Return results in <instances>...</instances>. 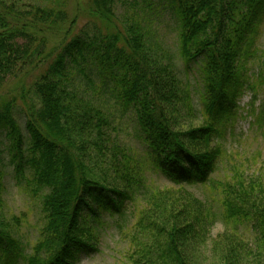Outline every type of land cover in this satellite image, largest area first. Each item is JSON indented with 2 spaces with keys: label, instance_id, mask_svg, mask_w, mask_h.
<instances>
[{
  "label": "trees",
  "instance_id": "16d2710c",
  "mask_svg": "<svg viewBox=\"0 0 264 264\" xmlns=\"http://www.w3.org/2000/svg\"><path fill=\"white\" fill-rule=\"evenodd\" d=\"M61 2L0 0V86L27 68L42 69L21 90L22 104L14 96L0 103V264H76L97 250L104 215L126 241V264H264V169L247 173L239 164L222 181L211 177L229 162L223 142L238 117L237 99L251 89L253 103L264 85V0L145 1L171 13L176 54L198 75L196 103L174 53L137 17L122 33L83 28L49 48L77 24ZM114 5L91 0L87 11L111 24ZM96 96L131 112L149 164L171 186L148 187L141 161L113 136L115 113ZM259 115L264 125V110ZM4 156L37 203L31 245L21 232L24 215L5 210ZM196 184L210 185L219 212L190 191ZM137 194L145 202L127 225L126 204ZM245 225L253 239L243 236Z\"/></svg>",
  "mask_w": 264,
  "mask_h": 264
},
{
  "label": "rangeland",
  "instance_id": "374dc122",
  "mask_svg": "<svg viewBox=\"0 0 264 264\" xmlns=\"http://www.w3.org/2000/svg\"><path fill=\"white\" fill-rule=\"evenodd\" d=\"M7 3L13 2H23L25 4L36 3L43 4L44 2H49V0H5ZM63 4L62 9L66 10L69 17H76V25L66 33V35L61 34V36L55 37V39H50L48 46L49 48L56 47L64 40H67L72 35H75L81 29L85 28L87 33L94 31H121L126 25L129 19L142 20L143 25L150 31L151 39H158L163 44L164 48H168L171 53H174L175 60L172 63L176 66V72L180 74L181 79L184 83H187L188 89L191 91V96L193 102L196 103L198 100L197 90H199V85L197 84V73L195 72V66L191 71L186 72L183 63H181L178 55L176 54V44L177 36L175 30V22L172 19L171 13L166 10L155 9L151 10L146 8V0H115V5L113 10L115 12V17L111 18V24L106 23L102 20H98L96 17L88 14V7L91 4V0H61ZM155 4L158 0H154ZM88 23H92L95 29L91 28ZM88 25V27H86ZM258 45L260 48L264 47V25L262 34L260 36ZM152 42V41H151ZM249 74H252L256 69H258V61L249 64ZM42 69L36 67L34 69H26L21 74L13 78H7L0 86V103L3 99L16 97L17 103H21L20 93L23 88L25 90L29 89V85L35 80L41 73ZM95 85H99L96 81ZM85 86L84 89H86ZM251 92V93H250ZM252 90H246L245 95L237 99V105L239 109L237 111V120L235 121L232 129L227 132L224 138V147L228 150L231 155L228 163H221L216 172L211 175L214 179L224 180L232 172L233 165H242L243 169L249 173L251 170L257 171L258 169H264V125L261 123L259 112L264 110V85L256 86L255 90V101L250 103ZM87 93L95 94L94 89H88ZM96 99L101 102L102 105L109 106L110 110H113L115 117L112 120L113 126H115V131L113 136L118 138L120 143L124 144L130 150V154L141 164L144 168V176L148 187L162 188L171 186L170 181L164 176L158 173L148 162V157L146 154V147L141 142L140 132L136 121L133 118L131 112H126V114H121L120 110L116 109L113 101H107L102 96H96ZM19 122L21 125L24 124L23 115L17 114ZM195 125L197 121H194ZM24 126V125H23ZM5 157V156H4ZM6 163L7 171L5 182V192L4 201L6 204V213L14 214L19 216L24 215V220L22 222V236L26 241L31 243L36 238V226H38L39 214L37 213L38 207L37 203L32 200L31 196L22 190V187L13 179L12 166L8 163L7 157L4 158ZM231 169V171H230ZM229 172V174H228ZM190 191L194 193L195 196H199L202 199H210L212 201L215 193L210 185L196 184V186H191ZM135 203L126 204L127 212L126 223L130 225L133 222L135 215L137 213V208L141 207L145 198L138 194L134 197ZM216 210L219 212V206L215 201H212ZM103 224L100 226V239L98 242L97 250L94 252L81 253L78 257L76 264H126L124 260V251L127 248L126 241L122 239L121 233L116 225V222L109 215H104L102 218ZM131 221L130 223L128 221ZM243 236L248 239L252 238V232L247 225L242 226ZM127 229V228H126ZM212 235H216L222 230L221 220L217 222L213 228Z\"/></svg>",
  "mask_w": 264,
  "mask_h": 264
}]
</instances>
